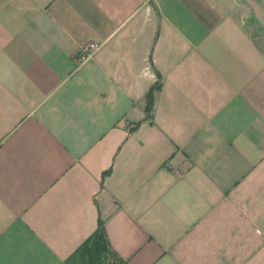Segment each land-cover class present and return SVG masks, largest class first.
Here are the masks:
<instances>
[{
    "label": "crops",
    "instance_id": "crops-1",
    "mask_svg": "<svg viewBox=\"0 0 264 264\" xmlns=\"http://www.w3.org/2000/svg\"><path fill=\"white\" fill-rule=\"evenodd\" d=\"M99 220L124 264H264V0H0V264Z\"/></svg>",
    "mask_w": 264,
    "mask_h": 264
},
{
    "label": "trees",
    "instance_id": "trees-1",
    "mask_svg": "<svg viewBox=\"0 0 264 264\" xmlns=\"http://www.w3.org/2000/svg\"><path fill=\"white\" fill-rule=\"evenodd\" d=\"M154 91L148 95L146 112L151 116L154 107ZM68 264H124L110 249L104 223L99 220L98 228L76 254L68 261Z\"/></svg>",
    "mask_w": 264,
    "mask_h": 264
},
{
    "label": "built area",
    "instance_id": "built-area-1",
    "mask_svg": "<svg viewBox=\"0 0 264 264\" xmlns=\"http://www.w3.org/2000/svg\"><path fill=\"white\" fill-rule=\"evenodd\" d=\"M98 49L97 44H89L84 47L78 55V60L80 62L86 61L96 50Z\"/></svg>",
    "mask_w": 264,
    "mask_h": 264
}]
</instances>
